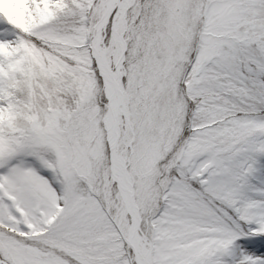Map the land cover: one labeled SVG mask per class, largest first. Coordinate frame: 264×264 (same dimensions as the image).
<instances>
[{"label":"snow or ice","instance_id":"1","mask_svg":"<svg viewBox=\"0 0 264 264\" xmlns=\"http://www.w3.org/2000/svg\"><path fill=\"white\" fill-rule=\"evenodd\" d=\"M0 264H264V0H0Z\"/></svg>","mask_w":264,"mask_h":264}]
</instances>
